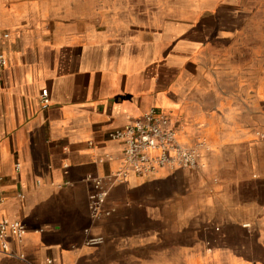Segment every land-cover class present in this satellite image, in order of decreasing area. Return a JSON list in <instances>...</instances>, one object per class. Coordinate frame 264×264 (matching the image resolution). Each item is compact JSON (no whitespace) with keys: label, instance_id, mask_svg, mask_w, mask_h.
I'll return each mask as SVG.
<instances>
[{"label":"crops","instance_id":"1","mask_svg":"<svg viewBox=\"0 0 264 264\" xmlns=\"http://www.w3.org/2000/svg\"><path fill=\"white\" fill-rule=\"evenodd\" d=\"M153 1H0V219L27 228L0 264H264V70L235 12ZM153 109L197 170L125 167L110 134Z\"/></svg>","mask_w":264,"mask_h":264},{"label":"built area","instance_id":"2","mask_svg":"<svg viewBox=\"0 0 264 264\" xmlns=\"http://www.w3.org/2000/svg\"><path fill=\"white\" fill-rule=\"evenodd\" d=\"M7 64V59L0 55V69ZM44 103L47 104V101L44 100ZM110 138L123 143L124 165L138 175L155 174L167 167L183 170H197L200 167V153L179 142L170 118L157 109H153L143 119L112 132ZM19 168L18 165L17 170ZM107 196L102 182L96 180L94 192L90 196V210L94 218L104 215ZM26 233L27 228L23 223L0 219V252L10 258L25 260L24 256L18 257L10 252V244L14 240L21 241Z\"/></svg>","mask_w":264,"mask_h":264},{"label":"rangeland","instance_id":"3","mask_svg":"<svg viewBox=\"0 0 264 264\" xmlns=\"http://www.w3.org/2000/svg\"><path fill=\"white\" fill-rule=\"evenodd\" d=\"M0 1L13 6L10 3L16 0ZM166 1H168L171 10L175 6L177 16L180 17H187L189 15V9L185 6H188L190 2H213L217 7L221 8V17L224 18L225 22L229 17L228 14L235 12L234 14L239 20L241 35L239 63L245 67H256L258 71L264 70V0H155L152 2L154 3V8H150L147 11H158L155 7L160 4L163 5ZM148 4L150 5L151 2H148ZM224 32H232V29L226 27ZM224 46L226 48V57L232 61L238 49L236 42L234 45L232 40L225 41ZM235 60H237L236 57Z\"/></svg>","mask_w":264,"mask_h":264}]
</instances>
